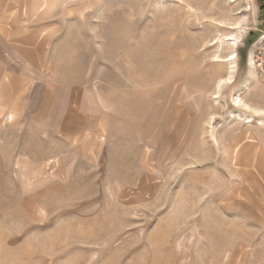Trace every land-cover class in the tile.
I'll use <instances>...</instances> for the list:
<instances>
[{
  "label": "rangeland",
  "instance_id": "obj_1",
  "mask_svg": "<svg viewBox=\"0 0 264 264\" xmlns=\"http://www.w3.org/2000/svg\"><path fill=\"white\" fill-rule=\"evenodd\" d=\"M0 264H264L259 0H0Z\"/></svg>",
  "mask_w": 264,
  "mask_h": 264
},
{
  "label": "crops",
  "instance_id": "obj_2",
  "mask_svg": "<svg viewBox=\"0 0 264 264\" xmlns=\"http://www.w3.org/2000/svg\"><path fill=\"white\" fill-rule=\"evenodd\" d=\"M15 37V36H14ZM10 40V39H9ZM13 40V34L11 35V41ZM22 40H19L20 45H25V43L21 42ZM5 43H8L7 41ZM8 45V44H7ZM25 49V46H20V51L23 52ZM28 46H27V50H28ZM28 55V53H26ZM3 72V71H2ZM129 106V105H128Z\"/></svg>",
  "mask_w": 264,
  "mask_h": 264
},
{
  "label": "trees",
  "instance_id": "obj_3",
  "mask_svg": "<svg viewBox=\"0 0 264 264\" xmlns=\"http://www.w3.org/2000/svg\"><path fill=\"white\" fill-rule=\"evenodd\" d=\"M260 1V10L264 11V0H259Z\"/></svg>",
  "mask_w": 264,
  "mask_h": 264
},
{
  "label": "bare ground",
  "instance_id": "obj_4",
  "mask_svg": "<svg viewBox=\"0 0 264 264\" xmlns=\"http://www.w3.org/2000/svg\"><path fill=\"white\" fill-rule=\"evenodd\" d=\"M232 59V58H231Z\"/></svg>",
  "mask_w": 264,
  "mask_h": 264
}]
</instances>
